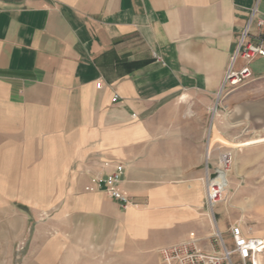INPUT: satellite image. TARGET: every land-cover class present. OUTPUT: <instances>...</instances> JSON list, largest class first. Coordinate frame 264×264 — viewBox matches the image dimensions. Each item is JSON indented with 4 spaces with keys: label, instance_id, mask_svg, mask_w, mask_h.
Listing matches in <instances>:
<instances>
[{
    "label": "crops",
    "instance_id": "crops-1",
    "mask_svg": "<svg viewBox=\"0 0 264 264\" xmlns=\"http://www.w3.org/2000/svg\"><path fill=\"white\" fill-rule=\"evenodd\" d=\"M254 10L264 45V0H0V264H161L212 240L211 110L264 131V58L217 100ZM102 161L128 208L85 191Z\"/></svg>",
    "mask_w": 264,
    "mask_h": 264
},
{
    "label": "built area",
    "instance_id": "built-area-1",
    "mask_svg": "<svg viewBox=\"0 0 264 264\" xmlns=\"http://www.w3.org/2000/svg\"><path fill=\"white\" fill-rule=\"evenodd\" d=\"M257 11L254 10L251 14L250 20L241 36L239 48L232 60V65L226 73L218 101L221 100L224 92L228 87L234 88L244 84L252 75L249 64L256 58H264V45L253 44L249 38L251 36V24L255 19ZM259 28L264 26V21L257 22ZM242 58L246 65L241 70H235L234 64ZM97 88L101 89L102 84L98 83ZM118 96L114 97L117 101ZM217 106L211 110V127L214 117H216ZM210 153H207V168H206V205L210 209L225 199V189L229 186L228 177L234 162V152L231 149L223 150L219 157L218 163L214 168H210L208 162ZM101 167L103 173L91 175L89 183L85 186V191L94 193L97 191H104L110 198L118 201L123 209L128 208L132 204L131 197L121 190L125 166L123 164L114 163L110 161H102ZM215 174L216 177L212 178ZM231 236L233 240V249L227 250L224 247L222 253H209L204 251L201 242L202 240L192 233L187 239L163 247L159 250L161 264H233L232 257L237 256L242 264H256V254L264 248L262 241L256 246L252 239L245 235L240 226L231 228ZM220 237V236H219Z\"/></svg>",
    "mask_w": 264,
    "mask_h": 264
},
{
    "label": "rangeland",
    "instance_id": "rangeland-1",
    "mask_svg": "<svg viewBox=\"0 0 264 264\" xmlns=\"http://www.w3.org/2000/svg\"><path fill=\"white\" fill-rule=\"evenodd\" d=\"M216 117V127L208 147L211 152L208 164L214 168L220 153L225 149L233 150L235 157L225 199L214 209L206 205L215 235L210 241H202L201 246L209 253H222L224 247L229 251L233 249L231 228L234 226H240L253 243L259 244L262 241L264 244V142L240 147L247 142L264 139V131L224 126L218 104ZM256 261L264 264V248L256 254ZM232 262L242 264L237 256L232 257Z\"/></svg>",
    "mask_w": 264,
    "mask_h": 264
},
{
    "label": "bare ground",
    "instance_id": "bare-ground-1",
    "mask_svg": "<svg viewBox=\"0 0 264 264\" xmlns=\"http://www.w3.org/2000/svg\"><path fill=\"white\" fill-rule=\"evenodd\" d=\"M264 142V139H261V140H259V141H252V142H247L246 144H243V145H240V147L241 146H243V147H248V146H251V145H255V144H258V143H263ZM239 147V146H238ZM226 190H227V187H226V189H225V193H226ZM218 236H220V234H218ZM254 245H258V244H256V243H253ZM256 264H258V262L256 261Z\"/></svg>",
    "mask_w": 264,
    "mask_h": 264
},
{
    "label": "water",
    "instance_id": "water-1",
    "mask_svg": "<svg viewBox=\"0 0 264 264\" xmlns=\"http://www.w3.org/2000/svg\"><path fill=\"white\" fill-rule=\"evenodd\" d=\"M216 177L215 174L212 175V178Z\"/></svg>",
    "mask_w": 264,
    "mask_h": 264
}]
</instances>
